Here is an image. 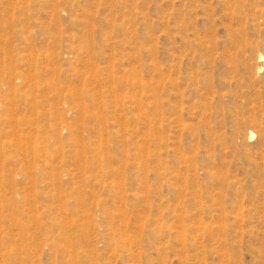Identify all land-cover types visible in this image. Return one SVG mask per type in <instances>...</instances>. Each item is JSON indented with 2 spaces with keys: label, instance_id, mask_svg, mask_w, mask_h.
<instances>
[{
  "label": "rangeland",
  "instance_id": "rangeland-1",
  "mask_svg": "<svg viewBox=\"0 0 264 264\" xmlns=\"http://www.w3.org/2000/svg\"><path fill=\"white\" fill-rule=\"evenodd\" d=\"M0 264H264V0H0Z\"/></svg>",
  "mask_w": 264,
  "mask_h": 264
}]
</instances>
